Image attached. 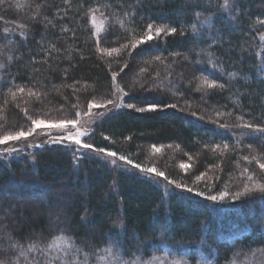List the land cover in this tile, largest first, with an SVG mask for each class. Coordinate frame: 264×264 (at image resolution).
<instances>
[{"label": "trees", "instance_id": "1", "mask_svg": "<svg viewBox=\"0 0 264 264\" xmlns=\"http://www.w3.org/2000/svg\"><path fill=\"white\" fill-rule=\"evenodd\" d=\"M94 10L106 19L97 39ZM2 24L23 33H4ZM170 64L174 92L161 88ZM113 81L126 93L125 108L92 126L83 140L91 147H36L34 163L0 159V185L14 187L2 188L0 205L20 187L44 193L40 215L30 217L27 206L15 211V222L28 217L16 230L1 229L12 218L0 209V264H148L153 257L264 264V170L256 164L258 155L264 161V134L237 133L245 125L264 129V0H0L4 125L26 124V111L73 118L90 102L111 100ZM101 150L163 174L181 191L165 193L150 172L115 171ZM187 158L193 169L179 166ZM244 158L253 188L237 171ZM22 169L33 171L34 184ZM58 237L69 248L53 253Z\"/></svg>", "mask_w": 264, "mask_h": 264}, {"label": "rangeland", "instance_id": "2", "mask_svg": "<svg viewBox=\"0 0 264 264\" xmlns=\"http://www.w3.org/2000/svg\"><path fill=\"white\" fill-rule=\"evenodd\" d=\"M233 0H227V4L229 5ZM89 23L92 28L93 36L94 38L101 37L105 32L106 27V19L104 15L94 10L90 12L89 14ZM159 30H163L162 28H158ZM152 29L151 32H147L148 39L149 36L154 37L155 35H158L157 30ZM22 26L14 25V24H2V31L4 33L8 34H15V33H23ZM144 41V40H143ZM165 83H162L161 88L162 89H170L171 91H175L176 88L173 86V70L176 69L175 64H170L165 67ZM171 78V79H170ZM204 83V82H203ZM202 83V84H203ZM187 84V83H186ZM160 87V86H159ZM113 95L111 100L105 103H98V102H90L86 108L80 112H77L73 118L67 119L60 117L59 115H48V114H42V113H30L29 111H26V118L25 122L26 124H22L21 126L14 127L12 126H6L4 125L5 120L0 119V141H4L3 143H0V159L4 161H9L13 158H23L31 163H34L33 161V151L36 147H42V146H59V145H70V148L76 150L78 153L84 149L83 140L84 138L89 134L91 131L92 126L99 121L100 119L104 118L105 116L109 115L110 113H113L115 111L121 110L125 108V98L126 93L123 92L121 87L118 85L117 81H113ZM153 91V90H152ZM26 109V108H25ZM25 112V111H24ZM22 111V113H24ZM35 122H41L39 124ZM2 123V124H1ZM14 127V128H13ZM254 129L258 128H252L249 129L248 127H238L237 133L241 134L244 132H262L264 134V129H259L261 131H254ZM24 132L28 133L26 136H20L19 139H10L5 140V137H16L19 135V133ZM79 140L80 143L77 144L76 141ZM168 148H166L165 151H167ZM164 151V150H163ZM99 156L110 166V168L114 169L115 171H118L119 169H126V168H136L138 170H142L144 172L149 173L148 168H142L139 166V168L135 167V163L131 162V164L128 163L129 160L127 159H121V156L115 154L114 152H107V151H98L97 152ZM109 153H114L115 155H109ZM256 159V164L261 167V165H264L263 159L258 155ZM194 159V158H193ZM194 160L190 161L188 158L185 161H179V166L181 168H190L193 169L192 162ZM247 162L248 164L245 165L244 163ZM250 158H244L243 164H240L239 171L244 177L248 178V188H253L256 185L254 183H251V180L253 179L252 175V168L250 167ZM221 168L223 169V164L221 165ZM262 168V167H261ZM264 170V168H262ZM153 170V169H151ZM28 171V170H27ZM26 170L22 169V174L24 173V179H30L31 184L36 182L35 175L32 173L33 171L30 170L27 172ZM152 174V178L163 188L165 193H168L172 189H181L176 185L174 182L166 178L163 174H158L155 172V170L150 172ZM238 173V172H237ZM33 177H32V175ZM30 176L32 178H30ZM16 180L19 181V176L16 178ZM9 182V181H8ZM40 182V181H39ZM54 182V181H53ZM5 183V182H4ZM50 183H47V186ZM54 185L56 182L53 183ZM49 187V186H48ZM178 187V188H177ZM2 188H14L11 184H8V187L6 185L1 184L0 185V197L6 196L4 189ZM20 191H12V195L8 194L10 197V204L8 205H0V209L2 211V214L4 213V217H7L8 215L12 218L11 220H7V223H4L2 225L1 229L3 230L6 227L12 228V230H16L21 226V224H24L28 221V217L24 213L20 214L18 217V222H15V211L22 210L24 207H29V216L34 217L38 216L42 213V209H40L42 203H40L37 199L38 196L43 195V191H35V192H28L22 187H20ZM50 190V187L47 188V190ZM62 188L60 186L55 187V191L59 192ZM181 191V190H180ZM199 193V192H197ZM203 196V194H201ZM225 195H221V197H216V200H213V202L220 201L222 197ZM212 197V196H211ZM211 200L210 198H207ZM58 210L60 206L56 207ZM52 211L48 212L49 220L51 224H56V221L54 222V219L52 218L53 214H58L59 212L54 211V208H52ZM51 210V209H50ZM17 218V217H16ZM2 217H0V220ZM2 221H4L2 219ZM1 221V222H2ZM69 248V243L64 237H58L55 239L50 247L49 250L53 253H62L64 251H67ZM49 251V252H50ZM148 264H186L178 259H169L167 257H153L148 261Z\"/></svg>", "mask_w": 264, "mask_h": 264}, {"label": "snow or ice", "instance_id": "3", "mask_svg": "<svg viewBox=\"0 0 264 264\" xmlns=\"http://www.w3.org/2000/svg\"><path fill=\"white\" fill-rule=\"evenodd\" d=\"M149 27H151V26H149ZM173 31H174V30H173ZM159 32H160V30L158 29V30H157V33L159 34ZM152 38H153V37H151V36L148 37V39H152ZM35 123L39 124V123H41V122H35ZM244 127H249V128H250L251 126H250V125H245ZM254 131H261V130H259V129H254ZM26 135H28V133L21 132V133H19V135L16 136V137H5L4 139H5V140L19 139L20 136H26ZM3 142H4V141H0V143H3ZM76 143L79 144L80 141L77 140ZM83 147H85V148H89V147H91V145H83ZM101 151H103V150H101ZM109 155H113V156H114L115 154H114V153H109ZM121 159L123 160L124 158L121 157ZM128 163L131 164V161H128ZM135 167L139 168V165H135ZM261 167L264 168V165H261ZM148 171L151 172V171H153V170L149 169ZM189 191H191V190L189 189ZM209 198H210L211 200H216V197H215V196H212V197H209Z\"/></svg>", "mask_w": 264, "mask_h": 264}]
</instances>
